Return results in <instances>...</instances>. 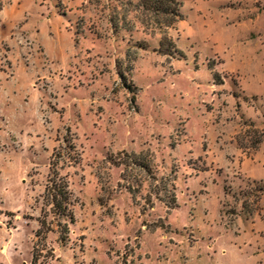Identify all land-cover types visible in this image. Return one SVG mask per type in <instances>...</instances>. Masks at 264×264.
<instances>
[{
	"label": "rangeland",
	"instance_id": "obj_1",
	"mask_svg": "<svg viewBox=\"0 0 264 264\" xmlns=\"http://www.w3.org/2000/svg\"><path fill=\"white\" fill-rule=\"evenodd\" d=\"M182 1L0 0V264H264V0Z\"/></svg>",
	"mask_w": 264,
	"mask_h": 264
},
{
	"label": "trees",
	"instance_id": "obj_2",
	"mask_svg": "<svg viewBox=\"0 0 264 264\" xmlns=\"http://www.w3.org/2000/svg\"><path fill=\"white\" fill-rule=\"evenodd\" d=\"M182 0H142V6L148 11L157 15L173 16L179 19L183 18L181 12ZM70 148L75 150V145L71 144ZM58 161L54 160V154L51 158L50 173L48 182L45 186L44 201L49 207V210L43 207V212L48 216L49 212L54 213L59 217V225H61V219L67 217L71 222L75 221L74 213L71 209L72 205V191L70 190L68 179L62 175L57 167ZM143 167L148 168V165L142 164ZM46 220H41V225H45ZM51 230L50 228H47ZM40 229L36 231L37 237L40 235ZM68 232L65 230V234L61 232L60 237L63 241L66 238ZM31 264H37L36 253L33 254Z\"/></svg>",
	"mask_w": 264,
	"mask_h": 264
}]
</instances>
